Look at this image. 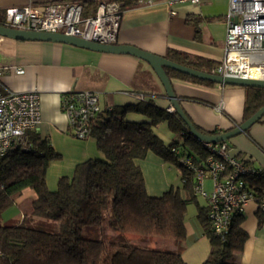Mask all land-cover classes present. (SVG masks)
Instances as JSON below:
<instances>
[{"label":"trees","instance_id":"16d2710c","mask_svg":"<svg viewBox=\"0 0 264 264\" xmlns=\"http://www.w3.org/2000/svg\"><path fill=\"white\" fill-rule=\"evenodd\" d=\"M89 5L84 4V10ZM167 57L204 72H210L215 64L173 50ZM167 74L169 78L214 85L170 69ZM246 91L245 120L264 106V89L250 87ZM128 113L142 114L151 123L128 122ZM163 122H168L173 133L186 134L181 145L175 142L166 146L155 135L153 128ZM91 137L103 158L78 164L73 176L59 178L56 190L49 189L47 172L62 156L37 132L29 131L25 135L27 146L17 144L0 160V214L15 203L16 196L31 190L36 195L31 215L59 224L57 233L26 226L27 217L23 216L17 226L0 224V264H186L182 257L186 218L189 205L197 203V198L192 175L177 164L171 148L178 145L187 157L195 159L192 155H197L203 160L207 154L202 143L190 135L177 114L161 110L152 101L107 113L94 123ZM148 152L181 169L182 187L171 188L160 197L149 195L143 172L136 164ZM250 180L260 205L264 202V171ZM198 211L204 234L211 242V252L203 264H236L233 259L248 240L241 228L243 215L234 219L223 240L211 228L208 208L200 207ZM258 220L261 226L264 213L260 208ZM113 232L171 240L175 249L154 250L128 241L117 244L109 238Z\"/></svg>","mask_w":264,"mask_h":264},{"label":"crops","instance_id":"0c3cea01","mask_svg":"<svg viewBox=\"0 0 264 264\" xmlns=\"http://www.w3.org/2000/svg\"><path fill=\"white\" fill-rule=\"evenodd\" d=\"M60 1L76 0H0V10ZM82 1L87 5L93 4L84 10L85 16H88L95 12L98 2L103 0ZM121 1L127 5L116 44L134 46L167 59L169 50L184 52L215 63L212 69L223 60L229 0H200L198 5L180 0H155L151 5H138L136 0ZM171 12L176 15L172 16ZM2 65H16L24 69L25 73L21 76L13 72L6 73L2 78L3 85L14 92L33 89L40 92L41 124L37 133L43 140L49 141L60 155H63L61 143H70L78 149L75 167L89 159H101L103 155L94 138L85 139V143L71 139L68 121L61 111L64 94L92 91L98 94L105 112L147 101L154 102L164 111L169 112L172 108L154 71L146 62L134 56L95 52L61 43L21 42L2 38ZM170 79L185 113L204 134H221L246 121L245 87L206 86L179 78ZM142 94L149 99L141 101L139 96ZM220 105L224 107L222 111L218 109ZM126 120L131 123H151V119L139 113H128ZM153 132L166 146L184 142L180 134L170 130L168 122L154 127ZM227 143L233 157L264 170V116L246 133L233 137ZM192 156L196 160L200 159L197 155ZM136 164L143 172L147 191L152 197H160L171 188L183 185L181 169L153 152H148ZM171 175L181 182L177 187ZM210 185L211 182L205 181V191ZM195 197L197 208L193 211L194 219L190 220L188 215L186 218L187 239L182 252L186 264H203L211 252V242L198 219L199 208H207L208 205L204 199L201 205L199 197ZM241 228L248 234V240L243 251L235 255L236 264H264V223L259 226L257 203L251 202L247 207Z\"/></svg>","mask_w":264,"mask_h":264},{"label":"built area","instance_id":"2783aa9c","mask_svg":"<svg viewBox=\"0 0 264 264\" xmlns=\"http://www.w3.org/2000/svg\"><path fill=\"white\" fill-rule=\"evenodd\" d=\"M154 1L136 0V4L151 5ZM180 1L200 4V0ZM124 8L121 0H103L98 2L95 12L85 16L82 0L12 7L0 10V26L61 33L99 44H115ZM171 15L176 13L171 12ZM225 23L224 57L211 74L245 79H255L254 74H264V0H229ZM8 72L16 76L25 73L16 65L0 66V160L17 144L26 147L25 135L29 131L37 132L41 124L40 92L37 89L11 91L2 83ZM139 98L141 101L149 99L145 94ZM218 109L222 111L223 105ZM61 111L68 121L69 132L79 139L91 137L94 123L112 112L102 109L98 94L92 91L64 94ZM172 111L171 108L169 112ZM181 136L185 138L186 134ZM200 142L207 154L203 160L187 157L178 145L173 146L171 152L177 164L192 175L193 193L207 202L211 228L218 238L224 240L234 219L243 215L251 202L257 203L248 180L264 170L233 157L226 142ZM207 180L213 183L211 193L204 189ZM258 208L264 213V202Z\"/></svg>","mask_w":264,"mask_h":264},{"label":"water","instance_id":"95a60500","mask_svg":"<svg viewBox=\"0 0 264 264\" xmlns=\"http://www.w3.org/2000/svg\"><path fill=\"white\" fill-rule=\"evenodd\" d=\"M6 38L14 41L21 42H51L67 44L74 47L87 49L95 52L117 54V55H130L146 62L154 71L161 84L164 87L165 93L171 102L172 113L185 123L190 135L195 139L206 143H223L229 141L235 136L246 133L254 124L259 122L264 116V106L259 109L252 117L247 119L244 123L234 127L233 129L221 134H204L198 130L194 123L189 119L185 113L180 99L176 96L172 80L167 74V69L173 70L180 74L192 77L194 79L210 82L214 85L220 86H238L245 88H261L264 89L263 79H245V78H229L218 75H213L208 72L199 71L190 67L181 65L171 61L165 57H161L146 51H143L134 46L118 45V44H99L96 42L86 41L82 38L68 36L61 33L50 32H36V31H22L12 28L0 26V39Z\"/></svg>","mask_w":264,"mask_h":264},{"label":"rangeland","instance_id":"374dc122","mask_svg":"<svg viewBox=\"0 0 264 264\" xmlns=\"http://www.w3.org/2000/svg\"><path fill=\"white\" fill-rule=\"evenodd\" d=\"M2 39V38H1ZM70 136V135H69ZM72 140L77 142H84L85 139H79L76 137L70 136ZM61 149L63 155L62 158L56 162H53L48 169L47 172V184L50 190H56L58 185V180L62 176H73L74 170H75V161L78 157L77 151L78 149H75L71 146L70 143H61ZM177 168H179L177 166ZM180 170V168H179ZM172 176V181L174 182L175 187H177L181 182H178L177 178L174 175ZM170 178V176H169ZM251 180H248L250 183ZM207 182H211V185L209 188H206V192L211 193L212 192V181L207 180ZM178 184V185H177ZM30 193H33L31 190H26L23 192L22 195L16 196L14 198L15 203L10 206L6 211L0 214V224L7 225V226H17L22 223V216L27 217L26 222H24V225L30 226V227H38L45 229L52 233L59 232V224L57 222H54L52 220H46L41 218H35L31 215L32 211V202L35 199L36 195H30ZM200 204H204V200L202 197L198 198ZM190 211L188 210V216L190 220H193V211L197 208V204H191L189 205ZM192 210V211H191ZM189 220V221H190ZM109 238L113 240V242L117 244H124L125 241L136 243L140 246L149 247L154 250H162V251H168L170 249H175V244L171 240H164L160 238H151V237H140L136 235H130L125 234L120 236L119 233L113 232L109 234ZM233 262H235V258L233 259ZM236 263V262H235Z\"/></svg>","mask_w":264,"mask_h":264},{"label":"bare ground","instance_id":"6f19581e","mask_svg":"<svg viewBox=\"0 0 264 264\" xmlns=\"http://www.w3.org/2000/svg\"><path fill=\"white\" fill-rule=\"evenodd\" d=\"M262 77H264V74H262V73H260V74H254V78L255 79H260Z\"/></svg>","mask_w":264,"mask_h":264}]
</instances>
